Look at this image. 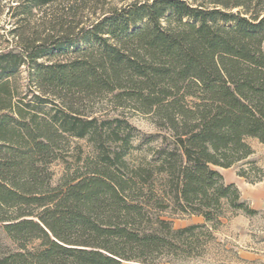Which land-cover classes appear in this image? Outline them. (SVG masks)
I'll return each mask as SVG.
<instances>
[{"label":"trees","instance_id":"trees-1","mask_svg":"<svg viewBox=\"0 0 264 264\" xmlns=\"http://www.w3.org/2000/svg\"><path fill=\"white\" fill-rule=\"evenodd\" d=\"M9 11L0 232L21 246L0 264H155L212 239L227 213L259 214L220 170L264 178L250 161V140L264 145V0H13ZM35 11L43 29L25 38ZM127 112L161 132L148 168L130 170ZM71 138L93 155L54 186ZM161 213L204 223L175 229Z\"/></svg>","mask_w":264,"mask_h":264},{"label":"rangeland","instance_id":"rangeland-1","mask_svg":"<svg viewBox=\"0 0 264 264\" xmlns=\"http://www.w3.org/2000/svg\"><path fill=\"white\" fill-rule=\"evenodd\" d=\"M12 1L0 0L2 10L0 13V49L2 50L8 47L11 48L16 42L11 32L19 26L16 25V20L12 19V12L9 11ZM40 18L41 12L35 11L33 17L25 23V27L20 30V33L24 32L25 38H31L30 36H34L33 34H37V30L41 31L43 29ZM96 106L105 105L100 103ZM127 116L134 128L132 131L133 149L127 156L130 170L139 167L148 168L152 163L153 151L161 144L155 136L161 134V132L150 116L133 112H127ZM250 145L254 150V155L250 161L255 162L264 171V145L257 140H250ZM92 152V146L88 141L71 138L62 157L64 159L55 162L51 166L54 175V186H57L67 174V168L71 170L82 168L85 160L92 157ZM241 166L242 164H238L233 168L224 169L225 172L222 170L220 172L222 175L224 174L226 183L234 179L238 182V185H235L240 189L244 200L247 191H258L261 208L255 209L251 204L250 206L252 209L257 210L259 214L251 217L243 213H227L217 230H213L210 228L211 226H208L209 231L213 234L212 239L205 235L199 242L197 249L179 252L174 256L162 254L158 256L155 264H264V178L262 182L257 184H250L245 179L238 178L237 172ZM159 215L165 220L172 221L175 229L204 223L202 218L196 216H172L162 213ZM40 244L41 242L38 240L32 241L27 244V249L30 251L37 249L38 251ZM20 246L0 232V254L9 251L16 252Z\"/></svg>","mask_w":264,"mask_h":264},{"label":"crops","instance_id":"crops-1","mask_svg":"<svg viewBox=\"0 0 264 264\" xmlns=\"http://www.w3.org/2000/svg\"><path fill=\"white\" fill-rule=\"evenodd\" d=\"M222 171L225 172L226 170L222 169ZM227 183L238 185V182L235 179L234 180H229ZM245 200L247 202H249V204H251L252 206H254L255 209L261 208V204H260L261 203V199L258 196V191L257 190H255V191H251V190L250 191H247Z\"/></svg>","mask_w":264,"mask_h":264}]
</instances>
